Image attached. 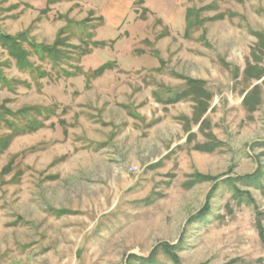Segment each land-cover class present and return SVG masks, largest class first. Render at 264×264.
Here are the masks:
<instances>
[{
	"label": "rangeland",
	"instance_id": "rangeland-1",
	"mask_svg": "<svg viewBox=\"0 0 264 264\" xmlns=\"http://www.w3.org/2000/svg\"><path fill=\"white\" fill-rule=\"evenodd\" d=\"M103 5L0 0V264H264V0Z\"/></svg>",
	"mask_w": 264,
	"mask_h": 264
},
{
	"label": "trees",
	"instance_id": "trees-1",
	"mask_svg": "<svg viewBox=\"0 0 264 264\" xmlns=\"http://www.w3.org/2000/svg\"><path fill=\"white\" fill-rule=\"evenodd\" d=\"M0 43H2V45H3V43H5L9 47V49H10V51L12 53V56L15 57L16 62L18 63L19 67H21L22 69L24 67H26V66L28 68H32V66L30 64H28V62H27V55L24 52L22 45L20 44V42L17 39H15V38H13L11 36H8V35H6V34H4V33H2L0 31ZM37 51L42 56L48 54L50 56L52 55L51 57L53 58V60H57L58 59L59 51H54V48H52L51 51L48 50L47 48H43L42 50H37ZM109 67H112V63L111 62H108V63L102 65L100 68H98L97 70H95L94 73H95L96 76L101 75ZM263 76H264V74L261 75L259 77V79L262 78ZM190 83L192 84V83H197V82H195L193 80H190ZM181 95H183V94H181ZM181 95H179L178 98H180ZM21 113L23 115H27V114L30 113V110L25 109V110H22ZM40 126H41V124L39 123L37 127H40ZM1 142L2 141L0 140V145H1ZM4 143L6 145V142L5 141H4ZM1 147H3V146H1ZM202 147H204V146H201V148ZM199 174L200 173H196L194 177H199ZM244 178L248 179L249 181L255 182L257 179L260 178V175L258 173H253V174L248 175V176H246ZM233 181H234L233 179H230L229 180V182H233ZM235 189L237 190V192L239 191L238 188H235ZM239 195H243V193H240L239 192ZM209 211H210V207L207 205V208H206L205 212L203 213L202 216H200V218L205 217L206 214H208ZM175 249H176L175 247H172L170 245H166V247H165V254L168 255L171 259H173V261L176 264H178L179 263V258L177 257V255L175 253Z\"/></svg>",
	"mask_w": 264,
	"mask_h": 264
},
{
	"label": "crops",
	"instance_id": "crops-1",
	"mask_svg": "<svg viewBox=\"0 0 264 264\" xmlns=\"http://www.w3.org/2000/svg\"><path fill=\"white\" fill-rule=\"evenodd\" d=\"M134 2L135 0H104L103 8L107 10L105 17L108 22L115 26V28L121 26L125 22L124 20L129 14ZM173 4L169 10L170 12H174L177 2L174 6Z\"/></svg>",
	"mask_w": 264,
	"mask_h": 264
}]
</instances>
